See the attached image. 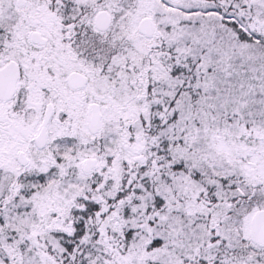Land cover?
<instances>
[{"label": "snow or ice", "instance_id": "obj_1", "mask_svg": "<svg viewBox=\"0 0 264 264\" xmlns=\"http://www.w3.org/2000/svg\"><path fill=\"white\" fill-rule=\"evenodd\" d=\"M0 264H264V0H0Z\"/></svg>", "mask_w": 264, "mask_h": 264}]
</instances>
